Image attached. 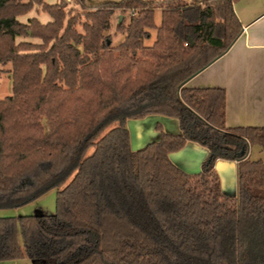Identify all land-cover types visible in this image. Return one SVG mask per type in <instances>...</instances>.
I'll return each mask as SVG.
<instances>
[{"label": "trees", "instance_id": "1", "mask_svg": "<svg viewBox=\"0 0 264 264\" xmlns=\"http://www.w3.org/2000/svg\"><path fill=\"white\" fill-rule=\"evenodd\" d=\"M237 1L0 0V210L58 189L53 215L0 218V262L264 264V129L226 130L224 92L185 86L241 35ZM35 6L51 21L17 20ZM151 116L179 132L134 149ZM187 143L208 151L195 173L169 158ZM218 161L237 163L234 198Z\"/></svg>", "mask_w": 264, "mask_h": 264}, {"label": "crops", "instance_id": "2", "mask_svg": "<svg viewBox=\"0 0 264 264\" xmlns=\"http://www.w3.org/2000/svg\"><path fill=\"white\" fill-rule=\"evenodd\" d=\"M232 8L242 27L241 35L227 52L189 80L185 86L224 92L226 130L264 129V0H239ZM157 124L167 133L179 132L178 122L173 119L151 116L135 121V147L154 138ZM171 155L173 160H170L176 166L185 172L195 173L200 170L208 151L197 144L187 143L182 151ZM236 165V162L224 161L215 164L221 179V189L230 196L236 193ZM19 261L0 264H18ZM28 262L32 264L29 260Z\"/></svg>", "mask_w": 264, "mask_h": 264}, {"label": "rangeland", "instance_id": "3", "mask_svg": "<svg viewBox=\"0 0 264 264\" xmlns=\"http://www.w3.org/2000/svg\"><path fill=\"white\" fill-rule=\"evenodd\" d=\"M117 0H85V4L87 6L95 7L104 3L116 2ZM143 1H158V0H143ZM185 3L189 2L190 0H184ZM62 2V0H45V4L53 6L58 5ZM66 12H69L71 15L81 14L82 12L79 8L74 7V2L66 6ZM129 15H125L124 21L125 25L128 23ZM36 18L41 24H46L51 21V18L44 12L40 10L38 7H34L27 15L19 17L17 20L20 23H26L29 19ZM119 14H115L111 19V28L110 31L105 34L110 36L111 45L114 47L118 45L122 40L123 36L119 33L115 32V27L118 24ZM83 21V20H81ZM154 23L156 26L160 24V11H156L154 14ZM78 32H82L80 25L76 26ZM22 38L17 39V42L22 41ZM9 66L5 68L0 67V99H3L7 96L11 95V81L10 76L6 73V70ZM166 132V131H164ZM167 133V132H166ZM153 139L151 138L150 141L146 142L144 145H140L135 147L133 143L134 149H140L146 146L149 143L155 142L159 139V133L155 132L153 135ZM170 159L173 160V155L170 156ZM237 181V171H235V187ZM57 188H51L46 191L42 196L39 198L32 200L31 202L17 207L13 209H2L0 210V218L4 217H25V216H48L53 215L55 212V200H56V193ZM18 264H29L28 260L26 261H19Z\"/></svg>", "mask_w": 264, "mask_h": 264}, {"label": "water", "instance_id": "4", "mask_svg": "<svg viewBox=\"0 0 264 264\" xmlns=\"http://www.w3.org/2000/svg\"><path fill=\"white\" fill-rule=\"evenodd\" d=\"M108 44H109V42H108ZM217 60V59H216ZM133 124H134V122H130L129 123V131L132 133V137H133V143H134V133H133ZM222 190V189H221ZM222 193L225 195V196H227V197H229V198H234L235 197V193L233 194V195H227L223 190H222Z\"/></svg>", "mask_w": 264, "mask_h": 264}, {"label": "built area", "instance_id": "5", "mask_svg": "<svg viewBox=\"0 0 264 264\" xmlns=\"http://www.w3.org/2000/svg\"><path fill=\"white\" fill-rule=\"evenodd\" d=\"M62 2L65 4V5H69L73 2V0H62Z\"/></svg>", "mask_w": 264, "mask_h": 264}]
</instances>
